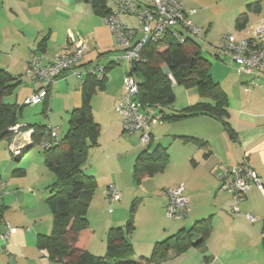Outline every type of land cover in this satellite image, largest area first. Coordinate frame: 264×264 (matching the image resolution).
<instances>
[{"label": "crops", "instance_id": "1", "mask_svg": "<svg viewBox=\"0 0 264 264\" xmlns=\"http://www.w3.org/2000/svg\"><path fill=\"white\" fill-rule=\"evenodd\" d=\"M136 1L139 4L143 2ZM176 1L184 11H195L188 5L189 0ZM214 3L218 13L229 11V6L223 8L220 1ZM106 5L110 8L107 2ZM241 6L235 16H218L232 20L233 33L226 34L235 39L248 38L254 28L264 22L263 0L245 3V12L236 16ZM208 9L209 6L200 13ZM189 17L201 31L206 28L203 32L206 39L215 26L213 18L217 16H196L195 11ZM123 19L127 26L138 29L134 17L124 16ZM77 36L87 44L82 65L94 62L102 54L116 53L114 37L105 17L96 15L90 2L0 0V69L7 71L18 82L13 91L6 95L15 102L5 103L4 97L3 103L17 104L18 98L23 97L24 100L34 90L31 87L21 92L24 84L21 77L34 53L40 54L46 64L54 55L72 51L70 37ZM212 57L211 61L208 60L209 75L227 97L226 121L233 135L228 134L216 119L208 115H196L177 121L161 120L152 124L150 142L152 146L160 145L166 149L168 161L162 171L145 177L139 184L132 178V167L145 147L141 145L138 133L124 134L121 118L115 111L123 95V76L129 72L130 64L122 63L129 67H124L120 73L112 70V95L108 79L110 72L106 74L104 89L96 92L102 106L94 109L96 102L92 103L93 98L91 101L93 111L101 109L104 118L98 124V144L89 150L88 158L92 152L89 176L98 180L112 173V183L102 185L99 192L96 188L88 208L86 217L92 236L86 248L92 255L105 254L108 229L123 227L134 206V230L128 236L134 251L132 260L149 258L157 242L181 230H188L196 221L209 218L210 234L201 247H192L181 254L169 251L150 264H264V192L250 185L244 200L238 205L239 214L234 215L232 194L220 189L221 177L243 160L264 186V72L257 77L236 76L233 71L235 66L230 59L220 57L216 52ZM80 68L81 64L77 66V69ZM163 72L169 76L166 68H163ZM83 79L79 80L71 72H65L50 86L45 101L40 104V115L46 119L43 124L36 112L39 105L31 107L34 111L28 112L23 109L22 100L21 104H17L23 106L17 118V123L23 126L20 134H13L11 140H0V182L4 184L1 218L14 229L6 247L8 253L0 242V264H63L50 260L45 251L37 248L38 236H47L52 230V218L46 199L48 188L55 182V175L46 167L40 143L35 142L29 133L32 129L28 126L50 127L60 141L68 129L69 112L80 106ZM252 81L255 86L251 84ZM245 87L250 88L248 93L244 91ZM174 96L173 105L164 109L165 115L179 114L193 105L209 102L200 97L193 87L174 86ZM56 99L63 103L58 113L60 118H67V129L64 127L63 136L56 133L60 127L53 120ZM153 108H150L153 114L160 117L159 112ZM111 114L112 117L109 116ZM105 135H112V140H107ZM182 138H192L203 145ZM17 146H20V152L15 155L12 147ZM111 146L115 149L112 159H125L124 169L119 161V164L112 163V171L110 169L105 173L98 168L100 164L105 165V168L109 165L111 155L108 151ZM157 175H160L157 185L147 184V179ZM111 184L119 190L118 202H110L106 197V188ZM181 185L189 201V213L182 220L170 221L166 217L164 193Z\"/></svg>", "mask_w": 264, "mask_h": 264}, {"label": "trees", "instance_id": "2", "mask_svg": "<svg viewBox=\"0 0 264 264\" xmlns=\"http://www.w3.org/2000/svg\"><path fill=\"white\" fill-rule=\"evenodd\" d=\"M82 1L90 2L94 13L100 17L106 18L110 13L106 0ZM108 54L112 55L105 53L100 57ZM85 65L81 64V67ZM113 67L106 68L102 80L98 81L92 76L84 77L80 89L81 103L69 112L65 135L56 145L43 150L44 163L55 175V182L48 188L46 199L52 218V230L47 236H38L36 244L52 261L63 264H150L169 251L181 254L192 247H201L210 234V219L199 220L188 230H181L157 242L149 258L132 260L134 251L128 240L134 230L132 206L123 227L108 229L105 254L95 256L87 251L92 230L86 216L97 183L94 177L83 173L82 167L87 162L89 150L97 146L100 134V127L91 112V101L96 92L104 89L106 74ZM163 68H166L171 79L164 74ZM209 70L210 62L202 56L201 46L196 41L188 38L183 44H178L166 35L161 42H147L141 50L140 61L129 72L137 78L139 102L146 108L159 106L160 120L177 121L196 115H208L216 119L228 134L233 135L226 121L227 97L220 86L213 83ZM17 85L15 78L0 69V140H11L13 134L8 129L18 124L17 118L23 106L2 101ZM174 86L196 88L199 96L209 102L198 103L179 114L165 115L164 109L170 108L175 101ZM28 128L32 129L35 142H40L46 128ZM196 142L203 145L202 142ZM167 161L166 149L160 145L152 146L150 142L135 159L132 167L134 182L139 184L143 178L162 171Z\"/></svg>", "mask_w": 264, "mask_h": 264}, {"label": "built area", "instance_id": "3", "mask_svg": "<svg viewBox=\"0 0 264 264\" xmlns=\"http://www.w3.org/2000/svg\"><path fill=\"white\" fill-rule=\"evenodd\" d=\"M110 5V13L105 18L106 24L115 41L116 53L104 55L94 62L82 64L87 44L80 36L70 37L73 50L67 53L57 54L50 62L44 64L40 54L34 53L24 70V76L32 84L34 90L27 96L23 106H37L44 102L49 88L63 73L71 72L79 80L86 76H92L96 80H102L108 66H119L124 62L138 63L143 46L147 42H161L166 35L173 38L178 44H183L188 38L198 41L201 29L195 26L190 17L195 11L186 12L176 0H143L139 4L136 0H106ZM131 16L136 19L138 29L127 26L123 17ZM220 57L230 59L238 75L257 77L264 72V22L256 26L248 38L235 39L230 34H222L218 44L214 47ZM131 67V66H130ZM131 70V68H130ZM171 79V77L169 76ZM253 86L256 84L252 81ZM250 84V85H251ZM123 95L119 104L115 107L120 116L123 132L126 134H139L143 147L150 143V126L161 120L156 117L153 110L146 108L138 100V81L134 74L127 73L122 80ZM249 87H245L248 93ZM155 111L160 109L154 106ZM23 126L17 124L8 129L12 134L19 135ZM33 133L32 130L29 131ZM53 129L47 127L44 136L40 140L42 150H48L56 145ZM12 152L18 155L20 150L12 147ZM250 185L263 193L264 186L258 175L243 160L232 167L230 171L221 177L222 191L232 194V213L239 214L238 205L245 198ZM4 184L0 182V242L4 250L10 235L14 229L1 218V195ZM106 197L110 202H118L120 193L116 186L109 185L106 188ZM166 217L172 220H182L189 213V201L183 193V186L166 190ZM252 221L250 216H245Z\"/></svg>", "mask_w": 264, "mask_h": 264}, {"label": "rangeland", "instance_id": "4", "mask_svg": "<svg viewBox=\"0 0 264 264\" xmlns=\"http://www.w3.org/2000/svg\"><path fill=\"white\" fill-rule=\"evenodd\" d=\"M218 1H220L222 3V7L223 8L226 7V6H229L228 7L229 11L226 12V13H221V12L218 13L217 5L214 3V2L217 3ZM253 1H258V0H189L188 1V2H190L188 5L190 7H192L193 9H195L196 16H217V17L213 18V24H215V26H213V29L209 32V35H207V38L205 39V37L203 36V32L206 31V28H204V30L201 31V34H200V37H199V40H198V43H199V45L201 46V49H202V56L205 59L210 60V61L212 60V58H213L212 55H213V53L216 52L214 47L217 46L218 41H219L222 33H224V34L233 33V29H232V23L233 22H232V20H230L228 18L225 19L223 17H218V16H235V12L238 11L237 10L238 7L240 5H242L241 8H240L241 10H239L240 12L236 13V16H239V14L245 12V10H246L245 9V7H246L245 3H249L250 4ZM243 3H244V5H243ZM207 6H209L208 11H203L202 14H201L200 11L204 10L205 7H207ZM234 9H236V10H234ZM210 23H212V20H211ZM211 27H212V25H211ZM124 67L128 68L129 66L125 63L124 65L115 66L113 69H111L109 71L110 73L108 74V79H109V82H111V89H110V94L111 95H112V70H113L114 73H118V72L120 73V71ZM233 71H234V74H236V76H238V74L235 71V68L233 69ZM239 76L244 77V75H239ZM21 81L24 83V84H22V87H21V89H22L21 92L22 93H23V90L32 89L31 88V87H33L32 84H30L27 81V79L25 78L24 74L21 77ZM52 85H51V87H52ZM176 89H177V87H176ZM22 100H23V97L22 98H18L16 103L17 104H21ZM107 100H109V99H107ZM4 102L5 103H9V102L13 103L15 101H14L13 98H8V97L5 96ZM93 102L94 103L96 102V108H94V109H97V107L102 106L101 105L102 101L99 99L98 93L93 96L92 103ZM92 103H91V110H92L91 112H92L93 117L95 118V120H94L95 123L99 124L100 123L99 121H103L102 119L104 118V113H103V111L101 109H100V111L94 112ZM62 105H63V103H62V101L60 99H56L54 101V105H53V108H54V111H55L54 114H53V120L56 121L57 125H59V127H60L56 131V133L59 136L60 135H62V136L64 135V134H62L63 131H64L63 130L64 127H66V129H67V118L66 119L64 117L60 118V115L58 114L61 111V109H62ZM23 109H25V111H28V112L34 111L33 109H31L30 106H24ZM40 111H41V105H39L36 108V112L39 113L38 116L41 119L40 123L43 124V123H45L46 119H44V117L40 115ZM109 116L112 117V114L109 115ZM124 134H126V133H124ZM124 134H122V135L124 137H127V135H124ZM105 137H107V140H109V141L112 140V135L111 136H106L105 135ZM108 153L111 155V159L109 161V165H107V168H105V165L100 164L98 169L101 170V171L103 170V172L107 173L110 169L112 171V163L114 164L116 162V163L119 164V161H120V166H122V169H124V164H123V162L125 161L124 158L122 160H119V158H117L116 160L112 159V153H115V149L114 148L112 149V146L110 147ZM91 157H92V152L89 154V158H88L86 164L82 167L83 168L82 169L83 173L85 175H89V173H90V169L92 167ZM147 180H148V181H146L147 184H150V183L152 184L153 183V184L157 185L159 183V180H160V175H157L156 177L149 178ZM150 180H152V181H150ZM96 181H97V185H98L97 186V190L99 192V190L102 188V185H106L107 183H112V173H109V175L105 174V178H99L98 180L96 179ZM134 210H135V208H134Z\"/></svg>", "mask_w": 264, "mask_h": 264}, {"label": "water", "instance_id": "5", "mask_svg": "<svg viewBox=\"0 0 264 264\" xmlns=\"http://www.w3.org/2000/svg\"><path fill=\"white\" fill-rule=\"evenodd\" d=\"M130 66H131V68L132 69H135V67H136V62H131V64H130ZM16 150H20V146H17L16 148H15ZM24 151V150H23ZM24 153V152H23Z\"/></svg>", "mask_w": 264, "mask_h": 264}]
</instances>
